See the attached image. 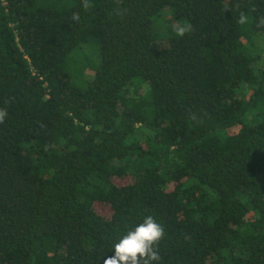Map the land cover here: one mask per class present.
Masks as SVG:
<instances>
[{"label": "trees", "instance_id": "trees-1", "mask_svg": "<svg viewBox=\"0 0 264 264\" xmlns=\"http://www.w3.org/2000/svg\"><path fill=\"white\" fill-rule=\"evenodd\" d=\"M85 2L0 0V264H264V0Z\"/></svg>", "mask_w": 264, "mask_h": 264}, {"label": "clouds", "instance_id": "clouds-1", "mask_svg": "<svg viewBox=\"0 0 264 264\" xmlns=\"http://www.w3.org/2000/svg\"><path fill=\"white\" fill-rule=\"evenodd\" d=\"M86 8L90 5L87 0L84 5ZM78 21L79 17L74 16ZM239 22L245 24L247 17L241 13ZM189 29L178 28L177 35L183 36ZM7 116L6 110L0 109V124L4 123ZM166 233L164 226L156 220L153 215H147L143 221L135 226L134 229L119 238L114 244V255L104 260V264H154L159 262L161 256L159 253V244L164 239Z\"/></svg>", "mask_w": 264, "mask_h": 264}, {"label": "rangeland", "instance_id": "rangeland-1", "mask_svg": "<svg viewBox=\"0 0 264 264\" xmlns=\"http://www.w3.org/2000/svg\"><path fill=\"white\" fill-rule=\"evenodd\" d=\"M161 19H163V21H160ZM168 21L169 23H171V28H174V30L178 29V28H186V25H185V22L183 20H180V21H175L173 18H172V14H171V11L169 8H164L162 11H161V14H160V17L154 19V24L153 26L155 25V28L154 30L156 31V27L159 31H161V29H163V27H167L168 26ZM92 43H95V45L97 46V42L94 41V40H91L90 41V44ZM90 44H89V48H90ZM93 49V47H92ZM98 51V46L96 47V52ZM93 53V51H90V54ZM131 179V176L128 177V180ZM96 210L102 214V215H108L109 214V208L107 206H102V205H97L96 206Z\"/></svg>", "mask_w": 264, "mask_h": 264}]
</instances>
